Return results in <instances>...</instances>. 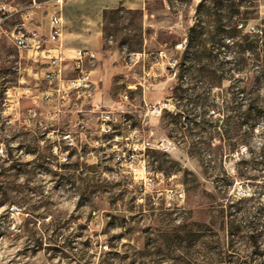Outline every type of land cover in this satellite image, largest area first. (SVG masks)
Listing matches in <instances>:
<instances>
[{"label": "rangeland", "instance_id": "obj_1", "mask_svg": "<svg viewBox=\"0 0 264 264\" xmlns=\"http://www.w3.org/2000/svg\"><path fill=\"white\" fill-rule=\"evenodd\" d=\"M54 3L0 0V264H264V115L250 109L264 103V34L247 48L245 30L264 31V0H64L63 76L71 48L91 49L97 98L118 107L127 93L132 126L176 144L136 172L97 120L81 152H59L74 114L41 98L49 59L5 33H47ZM160 50L176 64H154Z\"/></svg>", "mask_w": 264, "mask_h": 264}, {"label": "built area", "instance_id": "obj_2", "mask_svg": "<svg viewBox=\"0 0 264 264\" xmlns=\"http://www.w3.org/2000/svg\"><path fill=\"white\" fill-rule=\"evenodd\" d=\"M54 10L50 14L49 29L45 33L41 29L22 27L5 31L6 36L18 49H26L33 51L36 54H41L48 58V63L53 69L46 72L48 85L39 87L41 98L47 102H54L57 112H61V106L67 104L68 111L72 115V127L70 129L61 131V140L65 145V150L58 149L56 145L54 150L64 155L65 159L72 150L82 151L79 146V141L82 142V135L89 130L92 123L96 120L100 124L102 132H115L114 140L121 141V143L114 144L111 148L114 163L119 168H126L129 171L136 172L139 169L141 158H145L148 150L160 149L171 151L176 147L175 142L169 137H154V131L145 128V119L142 121L141 128L133 127L128 113L131 111L126 108L129 102V95L123 93L118 107H108L104 102L96 99V91L98 90V82L92 76V70L86 63H95L97 55L91 49L74 48L71 53V58L74 62L72 67L73 74L69 77L63 76V68L61 61L63 57L60 56L64 49L63 35H64V0H55ZM9 11L5 8L0 9V29H3L5 19L9 16ZM260 14L264 16V4L260 6ZM243 22L238 23V28H243ZM245 30L249 33L256 34L261 38L264 34L263 29L247 28ZM259 38V39H260ZM187 38L179 41L176 48L183 49L186 46ZM229 44H233L235 39L227 37ZM226 51L225 45H222ZM146 55V53H142ZM39 56V55H38ZM37 60H39L37 58ZM177 59H171L166 51L160 50L152 57L154 64L165 63L175 65ZM262 97H264V86L260 89ZM39 95H36V98ZM146 107L145 116L149 113L160 114L162 106L159 103H147L144 101ZM167 106V103H164ZM215 112V110H213ZM55 113L52 114V118ZM260 124L254 128V132L260 131ZM119 131V132H118ZM118 132V133H117Z\"/></svg>", "mask_w": 264, "mask_h": 264}, {"label": "trees", "instance_id": "obj_3", "mask_svg": "<svg viewBox=\"0 0 264 264\" xmlns=\"http://www.w3.org/2000/svg\"><path fill=\"white\" fill-rule=\"evenodd\" d=\"M253 36H254V38H255V41H254V43L253 44H248L246 47L247 48H250L251 46H253V47H257L258 45H259V41H260V39H259V37L256 35V34H253ZM233 39H235V37L234 36H231ZM234 44H236V41H234V43H233V45ZM237 45H241V44H237ZM229 47V45H225V48L227 49ZM260 77H263V75H261V76H258L257 77V79H260ZM262 86H264V85H262ZM260 89H261V87H260ZM260 89H259V93H260V95H261V92H260ZM261 97H262V95H261ZM250 109H252L253 111H255L256 113L253 115V119L255 120V119H257L258 118V120H259V118L261 117V116H263L264 115V103H262L261 105H257V106H254V105H252V106H250ZM257 124H260V122H257V121H255L251 126H252V133L254 132V128H255V126L257 125Z\"/></svg>", "mask_w": 264, "mask_h": 264}, {"label": "crops", "instance_id": "obj_4", "mask_svg": "<svg viewBox=\"0 0 264 264\" xmlns=\"http://www.w3.org/2000/svg\"><path fill=\"white\" fill-rule=\"evenodd\" d=\"M24 24V23H23ZM75 48H82V47H75ZM74 48H71V50H73ZM96 81V80H95ZM98 89H99V85H98ZM97 93H98V90L96 91V99H98L97 98Z\"/></svg>", "mask_w": 264, "mask_h": 264}]
</instances>
